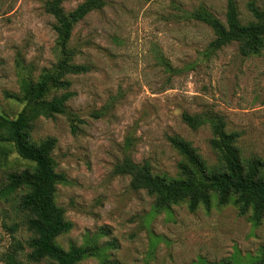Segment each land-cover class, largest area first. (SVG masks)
<instances>
[{
  "label": "rangeland",
  "instance_id": "1",
  "mask_svg": "<svg viewBox=\"0 0 264 264\" xmlns=\"http://www.w3.org/2000/svg\"><path fill=\"white\" fill-rule=\"evenodd\" d=\"M47 0H0V257L24 244L10 264H48L33 259L35 233L12 205L25 189L7 193L32 172L35 155L18 149L12 137L16 119L37 83L56 72L59 60ZM84 0H65L66 11ZM243 25L253 22L248 5L235 0ZM227 0H101L73 29L74 62L88 71L68 75L71 93L65 115L36 117L30 140L54 139L55 170L63 174L55 202L69 228L56 238L63 249H87L83 264H264V213L241 207L234 198L190 211L186 202L167 203L130 187L115 172L124 155L148 162L169 181L194 183L197 164L215 166L208 125L191 129L182 114L214 112L227 131H237L244 158L264 162V48L242 56L238 43L210 51L213 32L189 16L198 8L225 21ZM62 91L51 89L47 97ZM190 142L193 152L175 149L170 137ZM264 177V168L262 170ZM7 215V217H6ZM21 223V224H20ZM0 264H5L0 260Z\"/></svg>",
  "mask_w": 264,
  "mask_h": 264
},
{
  "label": "trees",
  "instance_id": "2",
  "mask_svg": "<svg viewBox=\"0 0 264 264\" xmlns=\"http://www.w3.org/2000/svg\"><path fill=\"white\" fill-rule=\"evenodd\" d=\"M64 1L47 0L44 3L45 12L54 20L53 29L57 35L59 60L56 72L48 79L37 83L33 95L27 100L31 105L28 108L24 107L16 119L8 122L9 126H13L12 137L18 149L35 155L32 172L23 174L16 185L9 184L6 187L9 189L6 190L7 193L16 191L17 186L25 189V193L19 197L17 207L16 205L11 207L14 221L8 212V219L11 221L8 229L10 232L17 229L18 222L15 217L20 211L25 215L23 218L26 229L35 233L31 244L32 251L29 254L31 258L45 259L48 264H83L82 258L87 249L76 246L63 249L56 243V238L68 230L69 222L65 218L64 210L55 202L57 184L63 179V174L57 172L52 163L54 139L47 138L39 144H34L30 140L33 118L65 115L73 119L67 108V101L71 95L69 92L71 80L67 76L88 71L86 65L73 61L69 41L74 26L99 6L101 0H84L70 11L64 9ZM248 8L253 16V22L247 25L240 21L235 0H227L224 22L203 8L194 10L189 16L205 23L213 32L214 37L208 44L210 51L237 42L239 53L248 56L257 54L264 48V9L253 3H250ZM51 89L62 92L47 97ZM182 119L191 129H197L202 125L209 126L212 133L209 145L219 160L218 164L211 167L198 163L194 183L160 178L152 172L148 162L137 163L130 155H124L121 162L116 165L115 172L129 176L132 189H144L167 203L186 202L190 211H194L200 205L209 207L210 193H214L222 203L234 198L241 207H253L256 212L264 213L262 175L264 162L256 156L248 158L242 156L237 145L239 133L227 131L223 117L214 112L197 114L184 112ZM170 142L181 153L193 152L190 142L179 136L170 137ZM3 193L5 194V190L1 188L0 196ZM19 251H23V258L25 252L22 242H17L13 250H8L0 260L10 264V261L16 259ZM260 260L264 263V255Z\"/></svg>",
  "mask_w": 264,
  "mask_h": 264
}]
</instances>
